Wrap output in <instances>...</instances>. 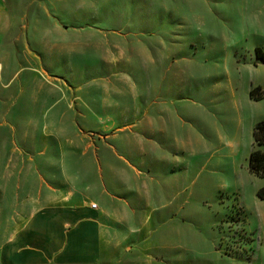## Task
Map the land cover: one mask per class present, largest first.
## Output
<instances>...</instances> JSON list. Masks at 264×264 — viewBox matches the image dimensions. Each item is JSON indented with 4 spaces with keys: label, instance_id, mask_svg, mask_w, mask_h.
<instances>
[{
    "label": "rangeland",
    "instance_id": "374dc122",
    "mask_svg": "<svg viewBox=\"0 0 264 264\" xmlns=\"http://www.w3.org/2000/svg\"><path fill=\"white\" fill-rule=\"evenodd\" d=\"M4 1L0 247L87 201L99 264H264V0Z\"/></svg>",
    "mask_w": 264,
    "mask_h": 264
},
{
    "label": "crops",
    "instance_id": "0c3cea01",
    "mask_svg": "<svg viewBox=\"0 0 264 264\" xmlns=\"http://www.w3.org/2000/svg\"><path fill=\"white\" fill-rule=\"evenodd\" d=\"M9 25L5 1L0 0V35ZM66 204L45 207L28 221L0 247V264H99L107 248L104 229L110 228L108 212L99 203L98 209L87 201Z\"/></svg>",
    "mask_w": 264,
    "mask_h": 264
},
{
    "label": "trees",
    "instance_id": "16d2710c",
    "mask_svg": "<svg viewBox=\"0 0 264 264\" xmlns=\"http://www.w3.org/2000/svg\"><path fill=\"white\" fill-rule=\"evenodd\" d=\"M257 55L264 60V53L258 49ZM259 91V92H258ZM257 93L258 95H255ZM251 96L255 100H261L264 98V89H254L251 91ZM254 141L257 147L250 153L249 156V170L257 177L264 178V120L257 123L254 129ZM257 195L260 199L264 200V185L259 188Z\"/></svg>",
    "mask_w": 264,
    "mask_h": 264
}]
</instances>
